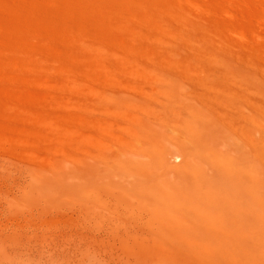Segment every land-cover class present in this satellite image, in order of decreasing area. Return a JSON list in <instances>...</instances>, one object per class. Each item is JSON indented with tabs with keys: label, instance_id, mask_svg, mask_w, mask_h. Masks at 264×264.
<instances>
[{
	"label": "bare ground",
	"instance_id": "obj_1",
	"mask_svg": "<svg viewBox=\"0 0 264 264\" xmlns=\"http://www.w3.org/2000/svg\"><path fill=\"white\" fill-rule=\"evenodd\" d=\"M19 1L22 2V0ZM131 1L109 0V2H116L118 5L121 4L125 10L127 9L126 12L128 15L126 13V16H129V18L119 13L118 17L120 18V15L122 16L119 21L126 18L124 23H128V26H131V19H136L137 17V13H134L136 11H133L134 8H132ZM90 2L89 4L91 5L89 6L91 8L93 6L96 7V2ZM135 2H138L139 7L142 6V11L147 8V13H145V10L138 12V14L142 13L143 15L145 13L149 15L150 13L148 12H152L149 9H154L155 17L151 14L152 17L149 16L153 21L156 17H162L163 15L167 17L168 15L173 16L175 14L170 10H175L174 8L176 7H171L172 9L167 7V4L170 3L168 0L167 3L165 0H160L159 2L155 0H146L145 2L144 0V3H142L143 0H134L133 3ZM147 2L150 3L146 4ZM175 2L176 4L185 3L190 8L196 5L195 0H175ZM229 2L230 0H202L203 5L205 4L211 9V13L214 9L213 7L221 6L226 12V15L228 14L232 18L237 13L232 12L228 5ZM240 2L241 4L244 3V1L243 3L242 1ZM141 3L142 5H140ZM116 4L114 5L113 3L112 6V9L115 6V11ZM144 4H151L153 8L152 6L148 8ZM65 5L67 4H64V8ZM60 6L62 7V5ZM206 6L205 10L208 9ZM259 6L262 8V5ZM135 7L138 6L135 5ZM217 7L215 10H217ZM71 9L73 10V8ZM90 9L88 7L86 16L91 13V11L89 13ZM80 10L79 12H81ZM135 10L137 9L135 8ZM138 10L140 11L141 9ZM208 10L206 13L209 14L210 18V11ZM113 11L111 12L113 13ZM79 12L77 13L76 11V14H78L76 16H79ZM83 12L85 13L84 10ZM94 12L96 13L97 11ZM94 12L93 14H95ZM108 12H110V9ZM63 13L66 14L65 12ZM63 13L61 14L63 15ZM187 13L185 11L184 15L186 16L187 14L190 17V14L193 12H188L187 10ZM58 14L60 15V13ZM59 15H57L58 20L62 18ZM115 15L116 13L112 14L113 17ZM142 15L140 14V16ZM184 15L183 17H185ZM169 16L167 17L168 19L171 18ZM200 16L202 17H198L194 23L202 22L203 26L202 24L200 26L198 23L195 26L193 24L191 29L188 27L189 30H187L186 28V31L182 33V37L179 34L180 28L185 29L182 26L180 28L174 26V29L166 32L169 34L167 36H180L179 38L185 44H191L193 41H196V43L197 41H202L199 49H197L198 51L191 55H186L185 53L187 51L185 52V50L184 53L181 51L182 54L187 56L186 58L184 55L179 54L180 52L178 54L180 56L182 55L183 58L175 57L174 54L166 51L167 49L164 50L165 47L162 44L160 46L163 49H159L160 46L157 47V44L153 41L158 49L154 51L156 47L148 41L150 46H154L149 49H152L155 53L157 52L156 55L163 58L162 60H159L160 57H157V59L153 52H147L148 49L144 51L136 45L135 47L140 49L131 47L127 50V48H123V45L120 47L117 44L119 43L117 40H120V38H115L117 36L115 33L118 29L115 30L116 32H113L115 36H110L115 38L114 41L108 43L109 41L106 42L104 40L106 37L104 39L101 37L102 40H99L96 35L97 32L90 31L92 29L91 27L89 28L91 34L92 32L96 34L93 33L92 36L86 34V36L87 38L92 37L90 40L96 42L98 44L96 46L101 50L98 53L94 50V53L92 43L90 44L89 42V45H85L83 42L87 38L83 40L80 35L81 32L79 34L76 32L78 39L82 41V47L80 46V48H84L83 46H85L89 52V58H92L90 59L92 62L90 61V64L88 63L87 69L93 68V72L98 71L99 78L102 81L94 82L92 85L90 84L89 88L86 87L89 89L88 95L77 94L78 100L85 103L82 113H76L70 107L71 101L75 99L73 95L76 96V93L73 95L65 93L55 97L54 102L58 110L49 112L47 109L48 106L43 108L41 106V109L38 99L39 107L36 105L39 108L38 111L29 113L24 110L34 120L28 126L29 129L32 128L30 129L31 131L35 130L39 134H42L43 139L37 137V140L33 142L37 147L35 151L25 150L19 146L21 149V162H19L22 163L21 167L13 163L16 161L14 157L0 156V162L6 161L5 164L0 163V168L4 171L8 170V173H10L9 176L14 183L46 188L50 193H53L56 205L53 209H50L46 201L38 195H33L22 201L16 197L11 202L8 201L7 197L1 199L0 214L5 217L0 221L1 251L3 250L4 253H7L6 250H9L15 254L16 252H22V254L31 257L37 255L51 256L57 259V261L62 262V264H76L88 258L109 259L112 262H120L122 259H127V262L124 264H169V258L167 257L169 247L171 245H176L177 247L178 245V249H180V243L183 241L181 234L185 233L200 241H208V246L210 244L216 250L219 249L222 252L220 255L222 254L223 258L227 254L229 264H251L254 261L264 264V110H262L261 106L262 103L264 104V71H262L263 74H260V72L259 75L257 73L259 72L258 68L253 67L257 70H254L255 72L250 68L257 63V60L264 61V50L252 48L253 45H250V37L247 35L248 30H245L244 33L239 31L246 45L248 47L251 46L248 50L247 48H242V50H245V53H243L245 55L244 57L246 59L249 57L248 59H250L249 55L246 57V52L248 51L253 59H241L243 55L237 58L236 56L239 54L235 56L236 52L232 53L231 49L234 47V50L238 48L232 38H237L239 32L236 31L238 33L237 36L231 37L233 33L230 35L226 31L231 39L225 36L226 40L224 42V34L221 32L223 29L220 31V26L218 28L219 30L212 28L216 30L214 34H211L213 30L210 29L212 31L210 32L206 29L207 25L211 23L210 20H213V18L209 20L208 18H204V15ZM101 17L97 16L99 19ZM165 17L162 19L166 20ZM114 19L116 20V17ZM127 19H130V21L128 22ZM146 19H143V22L150 23L148 26L151 29V23L153 21L152 19ZM158 19H155L157 23L159 21L161 22L162 19ZM184 19L187 22L189 18L185 17ZM261 19L259 18L260 21H262ZM58 20L56 21L57 23ZM74 20L76 21V19ZM85 20L87 21V18ZM137 20L138 18L135 22L138 23L140 19ZM169 20L167 26L172 27V24H169ZM93 21H95V18ZM100 21H98V24L103 23ZM184 21L182 19V22ZM216 21L215 23L218 22ZM175 22L176 19L174 22L172 21V23ZM219 22L222 21L219 20ZM73 23L69 21L68 24ZM83 24H86V22ZM88 24L90 23H87V26ZM184 24L186 26L188 22ZM58 26L60 30L62 27L61 24L59 23ZM153 26L154 22L152 24ZM190 26H192V23ZM243 26H245L244 23ZM69 27L68 30H70ZM75 27H77V24L73 28L76 29ZM74 29L70 31L72 34L76 31ZM65 30L62 32L68 31ZM81 30L83 29L81 28ZM126 30L131 31V29L127 28ZM231 30L235 33L234 27ZM133 31L136 32L139 30L136 29ZM163 31L159 32L158 35L160 37H162ZM255 31L253 32L255 37L260 38V40L264 38V34L258 32L256 35ZM56 33H53V35H57ZM113 33L110 32V34ZM118 34L120 37V32ZM37 35L33 34L36 37ZM61 35L63 34L61 33L59 36ZM212 35L213 38L215 36L220 38L215 42H223L224 44L222 43V45L226 51L222 50L223 48L221 49V45L220 47H216L219 48L220 51L217 50L219 53L216 50L208 49L211 45L217 44L216 46H219L218 43L213 44L214 42L212 43V40L209 39ZM164 36L161 39H164ZM160 37L154 38L159 39ZM106 39L110 40L108 37ZM165 39L168 38L165 37ZM170 39L173 40V38ZM166 41L163 43H166ZM179 42L183 43L182 41ZM181 43H179V46L184 45ZM209 44L211 45L209 46ZM147 46L149 47V45ZM188 46L190 47V45ZM190 48L193 50L198 47L194 45V48ZM10 50H13V48ZM120 51L122 53L125 52V58H123L124 55L119 58L121 55L119 53ZM174 51L173 53H177L176 50ZM221 51L223 55L220 53ZM224 52L226 53L224 54ZM64 53H67V50ZM73 54H70L72 58ZM117 54H120L118 57L120 63L117 62L119 66L118 64L117 66L113 65V62L111 63L110 61L111 56H114L112 59L114 61L115 55ZM231 54H234V56ZM189 55L192 58L195 55V61ZM200 55L202 57L205 56V58L208 57L207 61L203 60L204 58H198ZM54 56L55 59L59 58L56 55ZM54 56L52 54V57ZM70 58L67 59L69 60ZM139 58H143L145 63L147 61L148 65L143 64L145 66L143 67L141 65L143 62H137ZM188 58L193 61H189ZM76 59L78 58L76 57ZM76 59H74L75 63L73 62L76 66L79 64L78 62L84 61V59H80L79 61ZM143 60L141 59V61ZM255 65L258 66V64ZM80 66L82 67V65ZM57 67L59 68L60 66ZM119 68H124L127 72L126 77L128 79L126 83H120V81L106 78L111 71ZM133 68H136L137 76L140 75L154 85L152 92L146 95H139L133 90V86H136L135 84L138 81L135 80V72L131 74L134 71ZM81 69L85 70L86 68L84 66V69L83 67ZM95 69L96 71H94ZM59 70L62 71V69ZM68 70H70L69 67ZM78 71H76V74H78ZM116 72L114 75H116ZM86 75L84 76L87 79L92 74L88 73ZM67 76L68 83V79L71 77L69 78V74ZM84 76L82 75V78ZM141 77L139 78L141 79ZM78 78L80 79V77ZM80 81L76 80L72 84L80 87L82 86V81ZM83 82L85 84V80ZM86 84L89 83L87 82ZM247 85L251 86L252 89H247L249 87L246 88ZM149 86L151 87V85ZM62 89L61 91H63ZM51 91L48 88L47 92ZM51 93L53 94V92ZM43 94L46 95L47 93ZM42 95L40 93L41 97ZM28 101V104L24 101L26 105L34 104L32 103L33 101ZM45 103L47 104V102ZM94 103H96L95 106L93 105ZM105 103L114 105L112 107H115V109L110 112H105L103 109ZM21 104L25 105L24 103ZM35 104L37 103L35 102ZM33 106L30 107L32 108ZM123 107L124 110H121ZM17 108H20V106ZM22 112L21 116L24 114ZM40 112L43 113L42 116H40ZM14 113L16 114L17 112L14 111ZM11 115L13 114L11 113ZM31 118L28 122L31 121ZM24 121L27 122V117L26 120L22 121L23 124L25 123ZM26 125L23 126L24 129L28 128ZM14 130L13 128L12 131ZM9 132H11L10 128ZM16 154L13 155L16 156ZM38 169H41V172ZM216 210L228 213L229 218L226 219L224 215L211 216V212ZM50 213L56 217L55 221L47 217ZM190 216H196L198 221L196 223H190L188 220ZM170 222H175V224L177 222L178 225L180 224L182 226H180L181 228L177 233L170 234L167 231ZM236 227L240 228L239 232L233 235L232 230ZM48 236H51L52 239L48 238ZM251 241L256 243L257 248L248 251L245 246ZM190 242V245H197L196 243H192L194 240ZM185 245L187 246L184 243ZM195 246L194 251H196ZM156 247L158 250L160 249L162 259L154 258V255L159 254ZM189 247L192 248V246ZM204 248V251L212 252V250H209L210 247L207 248L205 245ZM201 249L203 251V248ZM202 251L198 252V254H203ZM220 255L218 256L220 257ZM196 257L194 258L196 259ZM206 261L208 262L209 260ZM215 264L226 263L216 260Z\"/></svg>",
	"mask_w": 264,
	"mask_h": 264
},
{
	"label": "rangeland",
	"instance_id": "obj_2",
	"mask_svg": "<svg viewBox=\"0 0 264 264\" xmlns=\"http://www.w3.org/2000/svg\"><path fill=\"white\" fill-rule=\"evenodd\" d=\"M26 1L27 0H22V2H20L19 0H0V42L3 41V42L0 43V46H1L0 47V142H1L0 143V148H1V146H3L0 149V156L1 157H5V156H7V157L8 156L14 157V160H16V161L19 160V161L18 162L14 161L13 163L16 166H19V167H21V165H22V163H19V162H21L20 161V153H21L20 147L24 148L25 150L35 151V149L37 150V147L34 145L33 142H35V140H37L36 139L37 137H39L40 139H43L42 134H39V132H37L35 130H32L31 131L30 129H32V128L29 129V127H28L34 121V120H32L33 118L29 117L28 114L30 112H32V111L35 112V111H38L39 110V108H38L39 107L38 102L40 101V108H41V106H42V108L48 106L47 109L49 110V112H51V111H54V110H58V107L55 105V102H54V98L55 97L59 96L60 94H65V93H68V94H71V95H73V94L76 93V96L73 95L75 97V99L71 101L70 107L72 108V110L76 111V113L77 112L82 113V111H84V104L85 103L83 101H79L78 100L77 94L79 93V95H88L89 94V89H87V88H89L90 84L92 85V83H94V82H101L102 81L99 78L98 71H96L97 68L94 70L96 72H93V68L92 69H90V68L87 69V65L90 64V61L92 62V60H90L92 58H89L90 55L88 56L89 52L86 50L85 46H83L84 48H80V46L82 45V41L80 39H78V37H77L80 32L83 33V34L80 33V35H81V37H82L83 40H85L87 38L86 34L87 35L90 34L92 36V34L94 32H97V34L96 33H94V34H96L98 36L99 40L100 39L102 40V38L104 39L105 37L106 38L108 37V39H110V40H107L106 38L104 39V40H106V42L109 41L108 43L113 42L115 38L116 39L120 38V40H117V42H119V43H117L116 40H115V42L118 45H120V47H122V45H123V48L124 49L127 48V50L129 48H131V47L134 48L135 45H136L137 47L142 48V50H144V51H146L148 49L149 51L147 50V52H153V50L152 49H149V48L154 47L155 45H154L153 42H155V44H157L156 45L157 47H159L162 44L165 47L164 50L167 49L166 51L170 52L171 54H174L175 57H182V55H184V54H182L181 51L184 53V50H185V52L187 51V53H185L186 55H188V54L191 55L192 53H195L196 51H198L197 49H199V46L202 44V41H200V42L197 41V43H196V41H193V43H191V44H194L195 47H198V48H194V45L191 46L190 43L185 44L183 42V40L181 38H179L180 36H178V37H176L174 35L167 36L169 34H167L166 32H168L171 29H174L175 27L176 28H180L182 26V27H185V29L184 28H180L181 30H179L180 31L179 34L182 37V33L184 31H186V28H187V30H189V29H191L193 27V24L195 26V24H197V23L201 26L202 22H197V23L195 22L194 23V21H197V18L198 17H202L200 15H204L203 17L204 18H208L209 20H210V18H213V20L212 19L210 20L211 23H209L207 25V27H206V29H208V31L212 32L211 30H213L214 28L216 30H219L218 29L219 26H220V31L223 29L221 32L224 34L223 35L224 36V38H223L224 39V42L226 40L225 39V36H227V37L230 38V35L233 33V36H231V37H235L238 34L237 32L241 31V33H244L245 30H248L247 35H248V37H250L249 38L250 39V42H251L250 45L251 44L253 45L252 48H257V49H263L264 50V47H263L264 46V41H263L264 38H262L261 39L262 41H261L260 38L258 39L257 37H255V35L253 33L256 30L255 31L256 32L255 33L256 35L258 34V32L259 33L261 32L262 34H264V0H230V2L228 4L229 7H230V9L232 10V12L234 11V12L237 13L232 18H230V16L228 14L226 15V12L224 11V9L221 6H218V7L215 6V7H213L214 9L212 11V13H213L212 14L211 11H210L211 9H209L208 6H206L204 4L209 10L207 8L206 9L208 11H210V18H209V14L206 13L207 10H205V6L203 5L202 0H195L196 5L193 8L192 7L190 8V6H188L185 3H181V4L177 3L178 4L177 5L176 2H175V0H168V2L170 1V3L167 4L168 5L167 7H169L170 9L176 7V8H174L176 10V12H174L175 10H170V11L172 13H175V14L178 13L176 15L175 14L174 15L172 14L173 16H169L168 15L169 17H171V18H169L171 20L173 19V17H176V18H174L172 20L174 22L175 19H176V22L175 23H172V21L167 18L168 16L165 17L166 15H163L162 17L160 16L158 18L159 19L160 18L162 19L163 17H165L166 20H167V22H165L166 20L162 19L161 22L159 21L157 23V21H156L158 19L157 17L154 18V21H153V19L150 18V17L154 16V9H149V11L152 10V12H153V13L152 12H148V13H150L152 15L151 16L150 14L149 15L148 14H145V13H147V10H146L147 8L146 7H145L146 8L145 9L146 12L143 13V15H142V13H140L142 15V16H140V14H138V12H143L145 10L142 11L143 8H141L142 6L139 7V4H137L138 2L133 3L134 0H132V1L130 0L131 1V4H132V8H134L133 11H136L134 13H137L136 14L137 15L136 19L137 18H138V20L139 19L140 20L142 19L141 20L142 23H141L140 20H139L138 23L135 22V20H136L135 18L134 19H131V22H130L131 23V26H128V23L127 24L124 23V21L126 20V18H129V16H126V13H127L126 10L127 9L125 10V8L121 4H120L121 5L120 6V5L116 4V2H109V0H104V1H100V0H96L95 1V0H92L91 2H90V0H62V1L61 0H57V1L56 0H49V2H48V0H34V1L32 0V3H31V0H28L27 2ZM29 1H30V3L28 4ZM87 1H88V3H87ZM98 1H99V3H98ZM107 1H108V5L111 4L110 6L107 5ZM110 1H112V0H110ZM135 1H137V0H135ZM138 1H141V0H138ZM155 1L159 2L160 0L159 1L158 0H155ZM172 1H174V2H172ZM240 1H242V3L244 1L243 4L245 6L243 4H241ZM89 2L90 3H92V2L95 3L96 2L97 3V4L95 3L96 7L93 6V8H91L89 6V5H91V4H89ZM145 2H146V0H145ZM165 2L167 3V0H165ZM33 3L34 4L36 3V5H34ZM54 3H56V4H54ZM65 3L68 6L65 5V8H64V4ZM104 3H106L105 4V6L107 5L106 7L103 6ZM113 3H114V5L116 4V11L117 12L115 11V6L112 9ZM142 3H144V0H143ZM142 3L140 5H142ZM148 3H150V2H147L146 4H148ZM146 4H144V6H147L148 8L152 6L151 5L152 3L149 4V5H146ZM199 4L200 5L202 4V6H200ZM28 5H30V6H28ZM60 5H62V7ZM135 5H137L138 7H135ZM259 5H262V8ZM67 7H69V8H67ZM88 7H89V9L91 8L92 10L90 9L89 10V13H90V11H91V13L90 14L88 13L89 15L86 16V11H88ZM97 7H98V9H97ZM107 7H108V9H107ZM117 7L119 8L120 11H123V12H120L119 10H117L118 9ZM216 7H217V10H215ZM31 8H32V10H31ZM71 8H73V10ZM135 8L137 10H135ZM152 8H153V6H152ZM197 8H198V11H197ZM232 8H234V9H232ZM63 9L66 10V11H64ZM70 9H71V11H70ZM78 9L79 10L82 9V10H80L81 12H79ZM106 9L108 11L110 9V12H108ZM138 9H141V10L139 11ZM61 10H63V11H61ZM83 10L85 11V13L83 12ZM187 10H188V12L189 11L190 12H193V13L190 14V17L188 16L189 14L187 13ZM204 10H205V13H204ZM56 11H57V13H56ZM76 11H77V13L78 12L80 13L79 16H76V15H78V14H76ZM94 11H97L96 12L97 15H96V13ZM111 11H113V13ZM185 11L188 14V15L186 14V16L184 15ZM63 12H65L66 14H64ZM93 12L95 14H93ZM98 12H100V13L98 14ZM224 12H225V14H224ZM45 13L48 14V15H46ZM58 13H60V15H62L61 13H63V15L60 16ZM110 13H111V15H110ZM115 13H116V15L113 17L112 14H115ZM118 13L121 14L122 16H125L126 18L123 17L124 20H120L119 21V19L122 16L120 15V18H119L118 17V15H119ZM122 13L125 14V15H123ZM205 14L206 15L208 14V15L206 16ZM57 15H59V17H62L60 20H62L63 22L60 21V20H58L59 18L57 17ZM99 15H101L104 19L101 16H99ZM127 15H128V13H127ZM145 15L146 16L148 15V16L146 17ZM183 15L185 17H188L189 18L188 19L189 21L187 20L189 26H188V24H186V26H185L184 23H187V22L184 21L185 20L184 19L185 17H183ZM215 15H218V16H215ZM74 16H75V18H74ZM88 16H90L89 18H90L91 22H90V20H88L89 19ZM97 16L98 17H101V19L97 18ZM63 17H64V19H63ZM82 17H84L85 19L87 18V21L84 18H83V20H81ZM91 17H92V19H91ZM115 17H116V20L114 19ZM181 17H183L182 19H183L184 22H182ZM217 17H219V18H217ZM220 17H222V18L220 19ZM94 18H95V21L92 22V20ZM146 18H148L149 20L152 19V21L154 22V26H156V27H154V26L152 27L153 22L151 23V29H152V31L150 29V26H148V24H150V23H146V22L144 23L143 22V19L145 20ZM259 18H262L261 19L262 21H260ZM70 19H72V20H70ZM74 19H76V21ZM148 19H146V20H148ZM180 19H181V21H180ZM229 19H234V20H229ZM57 20H58V23L56 22ZM100 20H102V21H100ZM168 20H169V24H172V27L171 26H167ZM219 20L222 21V22H219ZM69 21H70V23H73L74 22L73 23L74 26H76V24H77V27H75L76 29L73 28L74 27L73 24H68ZM84 21L86 22V24H83V23H85ZM98 21L103 22V23H99L98 24ZM127 21L129 22L130 19H127ZM155 21H156V23H155ZM213 21H214V23H213ZM215 21L217 23H215ZM118 22H120V23H118ZM147 22H151V21H147ZM189 22L192 23V26H190L191 23H189ZM59 23L66 30L63 29L61 26H60L61 29L59 30V26H58ZM66 23H67V26H66ZM87 23H90V24H88V26H87ZM104 23H105V25H104ZM139 23H140V26H139ZM163 23H164V26H163ZM243 23L245 24V26H243ZM27 24H28V26H27ZM78 24H79V26H78ZM116 24H117V26H116ZM158 24H160V26H158ZM176 24H178V26H176ZM214 24H215V27H214ZM217 24H218V26H217ZM38 25H39V27H38ZM30 26L33 29H31ZM43 26L45 27L46 30L44 29ZM68 26H70L69 27L70 30H68ZM202 26H203V24H202ZM91 27H92V29L90 30L89 28H91ZM157 27H159V28H157ZM188 27H189V29H188ZM232 27L235 28L236 35H234L235 33L231 30ZM27 28H28V30H26ZM49 28L50 29H54V30H50ZM81 28L83 30H81ZM126 28L127 29H131V31L130 30H126ZM154 28H156V29H154ZM29 29H31L32 31L29 30ZM73 29L76 30V31H74L75 32L74 34H72V32H70L71 30L73 31ZM116 29H118L117 32L115 31ZM136 29L139 30V31H136V32L133 31V30H136ZM224 29H226V30H224ZM37 30H38V33H37ZM64 30L65 31L68 30V31L67 32H62ZM89 30L90 31L93 30L94 32H92V34H91V32ZM162 30H164V31H163V34L161 35L162 37H160L158 34ZM216 30H213V33H211V34H214V32ZM26 31L29 32V33L30 32H32V33L29 34ZM129 31H130V33L131 32L132 33L130 34ZM226 31L230 35L227 34ZM33 32H35V33H33ZM69 32L71 33L72 37H71V35H70ZM76 32L78 34H76ZM110 32L111 33L116 32L117 34L115 33V35H117L118 37L115 36L114 33L113 34H110ZM118 32H120V37H119ZM46 33L48 34V36H47ZM53 33H56L57 35H53ZM61 33L63 35L59 36ZM137 33H139V34H137ZM33 34H35V35L38 34V35L36 37V36H33ZM153 34H155L156 36L153 35ZM65 35H67V36H65ZM80 35H79V37H80ZM96 35H93V36H96ZM111 35H114L115 38L113 36L110 37ZM170 35H171V33H170ZM52 36H56V37H53L52 38ZM163 36H164V39H165V37L168 38V39H165L167 41L169 40L168 43H167V41H166V43H163V42H165L164 39H161V38H163ZM239 36H240V32H239V35L237 36V38L235 37V38H232V39H234V41L236 43L235 44L236 47H238V48L240 47L239 48L240 50L238 48L234 50V48H235L234 47L233 49H231L232 53H235L236 52L235 53V56H236V54L237 55L239 54L238 56H236L237 58H239V56L243 55V57L241 56L242 57L241 59L247 60L249 58L247 56L249 55L250 56V59H253V58H251V55L247 51L248 48L251 47V46L248 47V45H246V42L244 41V39L241 36H240V38H238ZM251 36H252V38H251ZM45 37H47V38H45ZM67 37H68V39H67ZM69 37H71V38L69 39ZM154 37H160V38L159 39L158 38L155 39ZM217 37L215 36L213 38V35H212V36L209 37V39L212 40V43L214 42L213 44L218 43L219 46H216L217 44L212 46L211 45L212 43L209 44V46L211 45V47L208 46L209 47L208 49L216 50V52L220 51L219 48H216V47H220V45H221V49L223 48V45H222L223 42L222 43L220 41L219 42H215V41H218V39H220L219 37L218 38ZM57 38H59V39H57ZM91 38L88 37L86 39V41H84L83 43L85 45L86 44L89 45L88 44L89 42H90V44L92 43L91 45H93V52L95 50V52L98 53L101 50L98 48V46H96V45H98V44H96V42H93V41L90 40ZM170 38H173V40L170 39ZM174 38H175V41L176 42L174 41ZM78 40L81 41V42H79ZM236 40H237V42H236ZM17 41H19V42H17ZM76 41H78V42H76ZM148 41H150V43H152L154 46L153 45L150 46V43ZM179 41H182L183 43H181ZM221 41H223V40H221ZM171 42H173V43H171ZM240 42H242V43H240ZM179 43L184 44V45L183 46L182 45L179 46ZM176 44H178V45H176ZM147 45H149V47ZM170 45H171V47H170ZM188 45H190V47L194 48L193 50H195V51H193ZM161 46H160L159 49H161ZM166 46H168V47H166ZM137 47H135V48H137ZM157 47L154 48V51L158 49ZM12 48H13V50H10ZM140 48H137V49H140ZM224 48L222 50L226 51ZM242 48H244V49L247 48V50H246L247 51L246 52L247 59L244 57L245 55L243 53H245V50L244 49L242 50ZM178 49L179 50L181 49V50L179 51ZM66 50H67V53H64ZM105 50L108 51L107 48H105ZM174 50H176L177 53H173ZM241 51H243V52H241ZM93 52H92V54H93ZM27 53H29V54H27ZM47 53H49V54L47 55ZM69 53L70 54L71 53H74L73 54V58H74V56L76 54V57L78 59H76V57L74 59H76L78 61L80 59H84V61L82 60V61L78 62L79 64L77 66H76V64L74 65V63H75L74 61L75 60L72 58V56H70ZM85 53H87V54H85ZM119 53H121V55L120 54L115 55V59H116V57H117V59L116 60L114 59V61H112V59L114 58V56H111L112 58L110 59V61H111V63L113 62V65H116L117 66V64H118L117 62H119V58H121V56L123 57V55L125 54V52L122 53V51H120ZM156 53L153 52L154 55H156ZM178 53L179 54H182V55L180 56ZM220 53L222 54V51ZM225 53L226 52H224V54ZM25 54H27V55H25ZM52 54H53V56L56 55V57L58 56L59 58L58 59L57 58L55 59V56L52 57ZM119 55H120V57H119ZM186 55H184L185 58L187 57ZM190 55H189V57H190ZM231 55L234 56V54H231ZM15 57H17V58H15ZM66 57L67 58H70L71 57L73 59V61H72L71 58H70L71 60L70 59L68 60ZM155 57L156 58L157 57L159 58L160 56L156 55ZM86 58L89 59L88 62H87V59ZM123 58H125V55H124ZM190 58L194 60L195 55L193 56V58L192 57H190ZM190 58H188L189 61L191 60ZM198 58H204L203 60L207 61V58L208 57L205 58V56L202 57L200 55V56H198ZM141 59L143 60V58L137 59L138 60L137 62L138 63H142L143 62L141 64L142 66H143V64L148 65L147 64V61L145 63V61L144 60L141 61ZM160 59L162 60L163 58L160 57L159 60ZM250 59H248V60H250ZM193 60H191V61H193ZM71 61H72V63H70ZM76 63H77V61H76ZM255 64H258V66L260 67V69ZM255 64H254L255 66L253 65L252 67H250V68H252V71H254L255 68H258V71L259 72H257V73L259 74L261 72L260 74H263L262 71H264V65H263L264 64V61L257 60V63H255ZM80 65H82L83 69H84V66H85L86 69L85 70H82L81 69L82 67ZM93 65H94V62H93ZM57 66H60V67L58 68ZM118 66H119V64H118ZM68 67H69L70 70H68ZM143 67H145V66H143ZM253 67H255V68H253ZM71 68H73V69H71ZM59 69H62L63 73ZM76 69H78V70L80 69V70L78 71ZM135 69L133 68L134 71L131 70L132 71L131 74H133L135 72L134 73V75L136 77L135 80L136 81L138 80V81L135 84L136 86H133V90L136 93H138L139 95L149 94L150 92L153 91L154 85L152 83H150L148 80H146L143 77H141L140 75L137 76V73H136L137 71H135ZM32 70H33V72H32ZM66 71H68L69 73L66 72ZM76 71H78V74H76L77 73ZM80 71H81V73L83 72V74H81ZM122 71H124L125 74ZM255 71H257V70H255ZM115 72H116V75H114ZM118 72H120V73H118ZM64 73H66V74H64ZM88 73L89 74H92V75H91L90 78L87 77V79H86L84 75H86ZM117 73H118V75H117ZM68 74H69V78L71 77L70 79H68L69 80L68 83L70 82V84L67 83V79H66V77H68L67 76ZM80 74H81V76H80ZM82 75L84 76L83 78H82ZM126 75H127L126 70L124 68H119V69H115V70L111 71L107 75L106 78L107 79H110V80L120 81V83H126V81L128 79V77H126ZM86 76H89V75H86ZM261 76H263V75H261ZM78 77H80V79H81L82 82L80 81V79ZM139 77H141V79ZM61 78H63V79H61ZM73 78H74V80H73ZM62 80H64V81H62ZM76 80L77 81H80L82 83L83 88H82V86L77 87L76 85H73L72 84V83H74V81L76 82ZM83 80H85V84H84ZM86 81L89 84H86L87 83ZM144 81H145V83H144ZM65 84H67V85H65ZM149 85H151V87ZM66 86H68V87H66ZM248 86L249 85H247L246 88ZM48 88H49L50 91L52 90L51 92H53V94L51 92H47ZM59 89H60V91H59ZM61 89L63 91H61ZM111 89L113 90V88H111ZM247 89L251 90L252 88H251V86H249ZM3 93H4V95H3ZM38 93H39L38 96H40V93H41V95L43 93H47V94L46 95L43 94L42 97L41 96L38 97L37 96ZM35 94H36V96H35ZM4 98H7V99H4ZM12 98H13V100H12ZM34 98H35V100H34ZM31 99H33L32 100L33 102L31 101ZM23 100L26 101V104H28L27 102H29L28 100H30L32 103H34L33 105H35V106H33L32 104L31 105H26ZM44 100H45V102H47V104L45 102H43ZM21 101H23V102H21ZM35 102L37 104H35ZM20 103H24L25 105H22V104L20 105ZM49 103H51V104L49 105ZM12 104H14V105H12ZM44 104H46V105H44ZM95 104L96 103H94L93 105L95 106ZM36 105L38 107H36ZM53 105H54V108H53ZM19 106H20L21 109L22 108H24V109L21 110L20 108H17ZM27 106H29V107H27ZM30 106H33L36 109L33 108V107L31 108ZM55 106H56V108H55ZM112 106H114V105L108 104V103L106 104L105 103L103 109L105 110V112H108V111L110 112V111H112V110L115 109V107H112ZM261 106H262V110H264V108H263L264 107V104L263 103H262ZM88 107H89V105H88ZM24 110L26 112H29V113H25ZM121 110H124V107ZM14 111L17 112L18 114L19 113L20 114L19 115L17 113L15 114ZM21 112L24 113V114H22V116H21ZM11 113L14 116L11 115ZM40 114H41L40 116H42L43 113L40 112ZM9 116H10V119H9ZM26 117H27V122L24 121L25 123L23 124L22 121L23 120H26ZM30 118H31V121L28 122V120H30ZM14 120H16L19 124L16 121H14ZM4 124H6V125H4ZM8 124H9V126H8ZM26 124H28V125H26ZM25 125H26V127H28L27 129H24L23 126H25ZM10 126H12V127H10ZM4 127H6V128H4ZM8 127L10 128V131L11 132H9V128ZM21 127H22V129H21ZM13 128L15 129L14 131H12ZM33 132H35V133H33ZM13 134H15V135H13ZM4 138H6V139H4ZM23 139H25V140H23ZM29 142H30V144H29ZM6 144L9 145L10 147L8 146L9 148L8 147L6 148V146H7ZM4 148H6V149L4 150ZM10 154H12V155H10ZM13 154L14 155L16 154L17 157L14 156ZM0 163L1 164H5L6 161L5 162L2 161ZM24 171H26V170H24ZM38 171L41 172V169H38ZM9 174L10 173H8V170L7 171L6 170L4 171V170H2L0 168V202H1V199H5L4 197H7L8 198V201L11 202L14 197H16L17 199H19L20 201H22V200H25L26 198H29V197L33 196V195H38V196H40L41 198H43L46 201V203H47V205H48V207L50 209H53L54 208V206L56 205L55 204L56 201H55V197H54L53 193H50L46 188H44L42 186H31V185H27V184H17V183H14L11 180ZM48 215H49V216H47L48 218H50L52 221H55V219H56L55 216H53L51 213L48 214ZM213 215H222V216L224 215V216H226V219L229 218V214L228 213H223V212L217 211V210L211 212V216H213ZM3 218H5V217L0 214V221H2ZM188 220L190 221V223H196L198 221V218L196 216H190V217H188ZM180 226L181 225L180 224L178 225L177 222H176V224H175V222L174 223L173 222L172 223L170 222L168 224L167 231L170 234L177 233L179 231V229L182 227V226L181 227ZM239 229H240L239 227L234 228V230H232V234L235 235L236 233H238L239 232ZM5 231H7V230H5ZM5 233H6V235H8L7 232H5ZM181 237H182V240L183 241L180 239V241H182L180 243L181 244V248L180 249H178V245H177V247H176V245H171L169 247L168 254H167V257L169 258L168 259L169 264H179V263H182V264H215V261L216 260H218V261H224L226 264H229L228 261H227L228 260L227 259V254H225V255L223 254L224 255V258H223L222 257V254L220 255V253H222V252L219 249L216 250V248L215 247H211L210 244L208 246V241H206V242L205 241H202V240L200 241V240L192 237L191 235L185 234V233L184 234H181ZM48 238L52 239L51 236H48ZM193 240H194V242H192V243H196L197 244L196 246H200V247H196L194 244H191L190 245V243H191L190 241H193ZM183 242L185 244H187L188 247L186 245L184 246V243ZM200 242H202V243H200ZM252 243H253V241H251L250 243H248L245 246V248H247L248 251H252L253 248L254 249L257 248L256 243L255 242L253 244ZM203 244H205L207 246V248L210 247L209 250H212L213 253L212 252L204 251V249H205L204 246L205 245L203 246ZM189 246H192V248L189 247ZM194 246H195V250L197 252L194 251ZM201 248H203V251H202ZM156 250H157V252L159 254L158 255H154V258L155 259H162L160 249L158 250V248L156 247ZM6 251H7V253H4L3 250L2 251L0 250V264H62V262L57 261V259H55L54 257H51V256L49 257V256H38L37 255V256L31 257L29 255L22 254V252H16V254H15V253H12L9 250H6ZM201 251H202L203 254H201V253H199V254H201L203 258L200 257L201 255L198 254V252H201ZM204 254H205V256H204ZM206 254H207L208 257L206 256ZM218 255H220V257ZM195 256H197L196 259L194 258ZM206 260H209V261L207 262ZM126 262H127V259H122L120 262L119 261L118 262H112L109 259L103 260V259H97V258H88V259H85L84 261L78 262L76 264H124ZM251 264H260V263L254 261Z\"/></svg>",
	"mask_w": 264,
	"mask_h": 264
}]
</instances>
